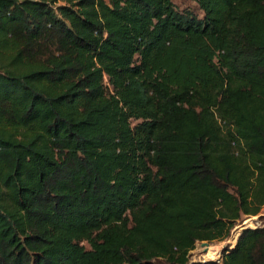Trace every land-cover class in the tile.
<instances>
[{"label": "trees", "instance_id": "16d2710c", "mask_svg": "<svg viewBox=\"0 0 264 264\" xmlns=\"http://www.w3.org/2000/svg\"><path fill=\"white\" fill-rule=\"evenodd\" d=\"M0 0V264H189L264 206V0ZM216 261L264 264V223Z\"/></svg>", "mask_w": 264, "mask_h": 264}, {"label": "rangeland", "instance_id": "374dc122", "mask_svg": "<svg viewBox=\"0 0 264 264\" xmlns=\"http://www.w3.org/2000/svg\"><path fill=\"white\" fill-rule=\"evenodd\" d=\"M171 1L179 11L189 9V10L193 11L198 17H202V14L197 9V6H196V3L194 0H171ZM262 223H264V206L261 209L260 216L243 217L241 224H238L233 229V231L230 234V238L228 240L222 241V242L208 243L210 246L218 249V255H217L218 257H216L215 260H213V261H216L219 259L222 251L226 247H233L234 246L235 240H236L237 236L239 235L238 232L240 233L243 228H252L253 229L256 226L261 225ZM202 243L203 242L197 243L195 248L189 253V256H188L189 264L211 262V261H205V259H204V256H205V254H207V252L202 248V246H201Z\"/></svg>", "mask_w": 264, "mask_h": 264}, {"label": "bare ground", "instance_id": "6f19581e", "mask_svg": "<svg viewBox=\"0 0 264 264\" xmlns=\"http://www.w3.org/2000/svg\"><path fill=\"white\" fill-rule=\"evenodd\" d=\"M249 227V226H248ZM239 233V232H238ZM238 235V234H237ZM207 254H205L204 259L205 261H213L216 257H218V249L208 245L207 247H202Z\"/></svg>", "mask_w": 264, "mask_h": 264}, {"label": "water", "instance_id": "95a60500", "mask_svg": "<svg viewBox=\"0 0 264 264\" xmlns=\"http://www.w3.org/2000/svg\"><path fill=\"white\" fill-rule=\"evenodd\" d=\"M208 245H209V244L206 243V242H203V243L201 244L202 247H207Z\"/></svg>", "mask_w": 264, "mask_h": 264}]
</instances>
